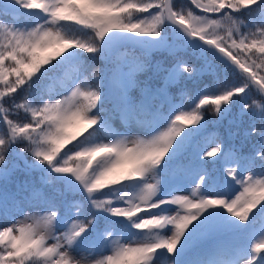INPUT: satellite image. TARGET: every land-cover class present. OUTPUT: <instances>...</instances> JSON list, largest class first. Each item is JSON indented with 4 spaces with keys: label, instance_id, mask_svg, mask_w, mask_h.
I'll return each mask as SVG.
<instances>
[{
    "label": "snow or ice",
    "instance_id": "snow-or-ice-1",
    "mask_svg": "<svg viewBox=\"0 0 264 264\" xmlns=\"http://www.w3.org/2000/svg\"><path fill=\"white\" fill-rule=\"evenodd\" d=\"M0 264H264V0H0Z\"/></svg>",
    "mask_w": 264,
    "mask_h": 264
},
{
    "label": "trees",
    "instance_id": "trees-1",
    "mask_svg": "<svg viewBox=\"0 0 264 264\" xmlns=\"http://www.w3.org/2000/svg\"><path fill=\"white\" fill-rule=\"evenodd\" d=\"M191 85V83H189V85H188V87L191 89L192 88V85ZM208 117H210V118H212L213 116H211L210 114H209V116ZM227 128H228V126H227V123H226V125H225V127H224V129L225 130H223V129H221V127L219 128V131L221 132L222 131V133H225L226 135H227ZM69 147H71V145H69ZM30 157V156H29Z\"/></svg>",
    "mask_w": 264,
    "mask_h": 264
},
{
    "label": "rangeland",
    "instance_id": "rangeland-1",
    "mask_svg": "<svg viewBox=\"0 0 264 264\" xmlns=\"http://www.w3.org/2000/svg\"><path fill=\"white\" fill-rule=\"evenodd\" d=\"M208 118H209V119H214V117H212V118L208 117ZM225 125H226V123H225L224 125L221 126V129L225 130V129H224ZM221 134H223V135L226 136V134H225V133H222V131H221ZM237 145H239V140H237ZM28 159L31 160V157H28ZM17 218L19 219V217H17Z\"/></svg>",
    "mask_w": 264,
    "mask_h": 264
}]
</instances>
